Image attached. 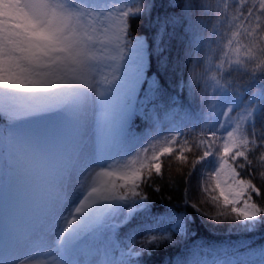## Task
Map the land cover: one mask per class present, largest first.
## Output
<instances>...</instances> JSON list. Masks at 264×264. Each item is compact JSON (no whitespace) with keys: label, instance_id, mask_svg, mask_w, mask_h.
<instances>
[{"label":"snow or ice","instance_id":"obj_1","mask_svg":"<svg viewBox=\"0 0 264 264\" xmlns=\"http://www.w3.org/2000/svg\"><path fill=\"white\" fill-rule=\"evenodd\" d=\"M232 2L230 11L229 0H219L209 37L190 26L188 54L197 59L189 78L202 85L207 115L189 139L192 129L177 124L175 97L146 75L147 42L129 31L130 19H151L153 0H0V264H141L143 255L177 243L190 234V219L151 215L142 185L162 175L161 157L188 165L194 149L200 155L192 169L210 156L215 166L201 186L214 212L203 214L245 232L264 224V206L253 200L260 189L237 171L254 160L264 167V150L249 157L264 149V132L258 140L256 129L257 118L264 120V0ZM165 6L180 11L154 21L161 71L168 68L169 28L197 8L193 0ZM233 72L250 73L243 91L225 78ZM161 112L168 135L160 131ZM137 113L152 123L147 136L130 131ZM181 119L191 121L187 113ZM138 214L151 223L121 240L119 230ZM136 230L146 232L141 240ZM209 254L192 251L175 264H264V246Z\"/></svg>","mask_w":264,"mask_h":264},{"label":"trees","instance_id":"obj_2","mask_svg":"<svg viewBox=\"0 0 264 264\" xmlns=\"http://www.w3.org/2000/svg\"><path fill=\"white\" fill-rule=\"evenodd\" d=\"M156 7L151 11V19L148 16L143 18L130 19L131 25L129 31L132 37H146L148 39V67L146 75L148 78H159L166 90V97H175L177 103L173 105L179 115L176 117L177 124H186L184 131L192 129L189 133V139L194 133H198L203 126L204 117L207 115V106L201 102L202 85H193L190 82V73L193 67V61L197 59V54H188L189 44L191 39V25L195 22L199 25L200 34L207 38L212 33V27L215 23L214 9L217 7L219 0H193L197 5L195 15L188 21L177 25L175 29L169 28L171 33L167 40V51L165 55L168 58V68L166 71L159 69L155 40V18L164 16L166 13L170 15L178 14L179 8H168L165 5L168 0H153ZM184 0H175L177 4H183ZM258 5L259 0H252ZM201 4H207L209 11H203ZM250 6L249 2L244 4L247 9ZM235 8L232 0H229V10ZM257 9L253 8L255 12ZM264 19V18H262ZM250 21L244 22V27L249 26ZM264 30V28H262ZM206 49L202 48L199 52L200 63L198 70L203 71L204 55ZM225 78L231 85L243 91L251 83L250 73L233 72L231 74L225 73ZM187 113L191 117V121L182 120L181 117ZM1 120H5L0 116ZM161 129L163 135H168V129L171 127L170 123L164 119V114L161 112ZM215 123L213 117L210 121ZM257 139L259 140V133L264 132V120L257 118L256 121ZM152 123L146 120L142 114H136L135 123L131 126V132L135 135L144 137L152 132ZM219 143V141L217 142ZM261 150L257 148L256 153H249L250 159L253 155L258 154ZM175 155V154H173ZM189 157V164L183 165L179 161L173 159L172 156L161 157L162 175L157 176L153 173L151 184L142 185L144 193L148 196L151 204V215H165L169 211L187 216L190 219V234L181 237H176L177 243L171 245H162L158 249L151 251V254L143 255L141 264H175L179 258L188 257L192 251L199 253L203 257L202 247L210 244H217L223 242H238L245 240H252V244H264V224L258 225L253 231H239L230 220L223 222H216L208 219L203 213L214 212L212 205H210L205 195L201 191V186L206 180L205 173L212 172L214 165L210 164L213 157H208L201 164H198L195 169L191 168L190 162L195 157L200 155L194 149L193 152L186 153ZM242 162L240 158L236 163ZM240 172L241 179H251L254 184L260 189V195L253 193V200L258 204L264 206V178H261L260 171H264L255 160L251 167L243 169L237 168ZM189 172L191 173L189 175ZM159 187V191L155 187ZM207 186V185H205ZM188 203H185V201ZM196 204L200 211L192 207ZM139 223H151L150 216L138 214L137 218L127 227L121 228L120 238L127 241L128 234L133 231V228ZM146 234L144 230L135 231V239L141 240ZM201 252V253H200ZM211 259V256H209Z\"/></svg>","mask_w":264,"mask_h":264},{"label":"rangeland","instance_id":"obj_3","mask_svg":"<svg viewBox=\"0 0 264 264\" xmlns=\"http://www.w3.org/2000/svg\"><path fill=\"white\" fill-rule=\"evenodd\" d=\"M139 38H142L144 39L146 42H147V47H148V39L145 38V37H139ZM148 59V58H147ZM135 116H133L132 118V121H131V124L133 123V120H134ZM95 117L93 115H90L89 116V120H94ZM6 123V120H1L0 119V126L4 125ZM230 182V181H229ZM253 241L252 240H248V241H241L240 243L238 244H235V243H221V244H214V245H206L204 248H203V251L206 255V253L209 252V249H214V250H227L228 252H231L232 250H236L238 249L240 252H245L247 251L249 248L251 249H258L262 246H264V244L262 245H256V244H252ZM208 255H206L207 257Z\"/></svg>","mask_w":264,"mask_h":264}]
</instances>
